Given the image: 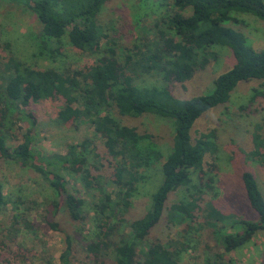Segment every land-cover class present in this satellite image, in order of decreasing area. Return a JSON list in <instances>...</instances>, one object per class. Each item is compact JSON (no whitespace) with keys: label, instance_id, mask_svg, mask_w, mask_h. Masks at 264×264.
<instances>
[{"label":"trees","instance_id":"1","mask_svg":"<svg viewBox=\"0 0 264 264\" xmlns=\"http://www.w3.org/2000/svg\"><path fill=\"white\" fill-rule=\"evenodd\" d=\"M2 1L35 14L45 43L48 39L60 43L67 34L74 48L91 54L104 53L93 65L73 71L32 68L12 56L0 62V160L31 168L52 189L55 198L43 208L41 221L64 236L60 264H73L77 259L71 235L60 225L57 214L62 211L74 221L88 215L83 199L67 186L65 173L69 171L76 173L88 190L95 182L92 171L106 168L113 184L111 191L103 190L97 183L93 187L101 195L93 203L92 237L82 248L84 258L78 264H105L109 256L113 264H184L182 253L188 249V242L173 237L147 241V236L162 219L169 194L190 185L194 171L199 179V184L193 186L196 191L190 194V200H180L169 207L170 225L184 223L186 233L191 228L198 232L203 225L211 226L217 245L224 252L236 250L264 232V197L251 172L244 171L241 178L249 204L258 214L256 220L235 218L223 213L212 201L203 200L201 187H211L204 178V158L215 155L216 136L210 130L199 133L194 141L191 137L196 119L228 102L239 82L264 81V50L248 45L246 35L229 24L240 22L238 12L264 21V0L161 1L160 6L166 11L151 26L152 36H144L140 43L133 44L123 62L117 59L114 43L99 23L98 15L109 0ZM214 44L230 48L235 61L215 77L209 93L178 98L166 86L140 87L134 83L143 74H153L165 82L184 86L217 58L211 50ZM48 99L61 101L57 123L88 124L101 143L85 138L68 144L62 154L44 153L33 147L35 118L26 108L31 102ZM257 100L264 101V90L253 88L249 102ZM10 107L15 109L13 121L27 125L22 141L13 147L7 144L2 130L5 120L12 116L8 113ZM112 107L122 116L153 113L172 119L173 124L172 146L161 163V179L151 194L150 205L143 215L130 220L127 214L138 185L144 181V172L160 160L162 153L150 140L151 135L140 134L134 126L122 125L103 112ZM8 123L15 124L11 118ZM251 135L253 148L247 153L264 167V117L254 125ZM6 204L0 181V215ZM23 228L33 229L34 223L22 214H12L3 239L15 243V234ZM215 256L217 264H235L218 252Z\"/></svg>","mask_w":264,"mask_h":264},{"label":"rangeland","instance_id":"2","mask_svg":"<svg viewBox=\"0 0 264 264\" xmlns=\"http://www.w3.org/2000/svg\"><path fill=\"white\" fill-rule=\"evenodd\" d=\"M161 1L171 2L109 0L104 4L98 15L99 23L114 43L118 60L123 62L128 49H131L133 44L140 43L144 36H152L151 26L166 11V7L160 6ZM237 18L239 23L229 24L239 28V31L246 35L248 45L256 50H264V21L249 13L238 12ZM40 29L35 14L0 0V62L12 56L32 68L73 71L93 65L104 55L103 51L91 54L74 48L68 42L67 34L61 38L60 43L55 39H48L45 43ZM105 47L103 39L102 48ZM212 47L211 50L217 53V58L211 60L203 70L197 71L184 86L176 82H165L160 76L153 74H143L135 79L134 83L140 87L166 86L178 98L209 93L215 77L229 69L235 61L233 52L227 46L214 44ZM253 88L264 90V81L252 79L239 82L228 102L204 112L196 119L191 129L192 141L199 133L210 130H214L216 136L215 155L207 154L204 158L203 169L207 173L204 178L211 187H201L203 200L212 201L225 214L248 220H256L258 214L246 197L241 178L244 171L253 174L264 197V167L247 153L253 148L251 134L254 125L264 117V109H261L264 107V101L249 102ZM61 105L59 99H48L31 102L27 106L26 112L33 115L36 124L33 147L44 153L62 154L66 152L68 144L85 138L93 140L94 143H101L88 124L57 123L56 113ZM103 112L109 113L122 125L134 126L140 134L151 135L150 140L162 153L160 160L145 170L144 181L138 185L132 199L127 218L130 220L140 217L150 205L151 194L161 179V163L172 146V119L153 113H143L137 117L122 116L113 107L105 108ZM8 113L12 116L5 120V128L2 130L7 144L13 147L22 141L21 137L27 125L23 121H13L12 117L16 114L12 107ZM10 118L15 124L8 123ZM110 174L106 168L92 171V176L95 177L94 185L97 183L103 190L111 191L113 184L109 180ZM209 176L211 181L208 180ZM65 177L69 190L83 199V208L88 213L87 217L80 221L67 218L62 211L56 216L60 225L71 235L77 259L73 264H78L84 258L82 248L92 237L93 203L101 193L93 188L94 185L88 190L85 189L76 173L66 172ZM192 178L190 185L180 187L169 194L163 217L150 231L147 241L173 237L188 242V249L182 253L184 264H217V252L223 259L230 258L235 264H264V232L256 234L244 246L224 252L218 247L211 226L203 225L198 232L191 228L186 233L184 223L175 226L168 223L169 207L180 200H190V194L196 191L193 186L199 184L197 172H193ZM0 181L7 197V204L0 215V264H60L59 255L64 247V236L41 221L43 208L55 198L48 183L31 168L22 167L12 160H0ZM14 213L22 214L34 223L33 229L23 228L15 234V243L3 239L10 217ZM198 219L202 220L200 217ZM105 264H113V258L106 257Z\"/></svg>","mask_w":264,"mask_h":264}]
</instances>
